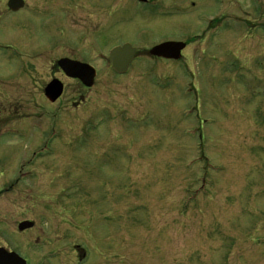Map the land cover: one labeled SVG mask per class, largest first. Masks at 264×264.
<instances>
[{
  "label": "rangeland",
  "instance_id": "374dc122",
  "mask_svg": "<svg viewBox=\"0 0 264 264\" xmlns=\"http://www.w3.org/2000/svg\"><path fill=\"white\" fill-rule=\"evenodd\" d=\"M7 1L0 245L29 264H264V0ZM166 42L179 60L147 57ZM123 43L140 53L120 76L106 57Z\"/></svg>",
  "mask_w": 264,
  "mask_h": 264
},
{
  "label": "water",
  "instance_id": "95a60500",
  "mask_svg": "<svg viewBox=\"0 0 264 264\" xmlns=\"http://www.w3.org/2000/svg\"><path fill=\"white\" fill-rule=\"evenodd\" d=\"M144 2L145 0H138ZM23 7L22 0H8L7 8L11 12H16ZM185 48L182 42H166L153 46L148 50V55L155 58L165 60H178L181 57V51ZM135 56V49L129 44L112 48L107 57V62L113 72L117 75H123ZM56 66L67 77L77 79L85 88H91L94 83L95 70L84 63L71 61L69 59H60L56 62ZM62 93V84L54 79L51 80L43 90V95L50 103H54ZM33 226L32 222H21L17 226L19 232L29 229ZM25 264V262L16 254L7 253L0 249V264Z\"/></svg>",
  "mask_w": 264,
  "mask_h": 264
},
{
  "label": "flooded vegetation",
  "instance_id": "af4514ba",
  "mask_svg": "<svg viewBox=\"0 0 264 264\" xmlns=\"http://www.w3.org/2000/svg\"><path fill=\"white\" fill-rule=\"evenodd\" d=\"M135 2L136 3H138V4H145V3H147V4H149V3H151L150 2V0H145V2H143V3H139V2H137V0H135ZM23 8H24V6H23ZM22 8V9H23ZM21 9V10H22ZM21 10H19V11H21ZM208 20H210L209 22H207L206 23V26H207V28L206 29H209L210 28V26H211V24H212V22H214L213 20H211V19H208ZM209 27V28H208ZM183 43V42H182ZM124 44V43H123ZM121 45V44H120ZM185 48H186V45H185ZM184 48V49H185ZM183 51V50H182ZM182 53V52H181ZM181 57H182V54H181ZM136 58V57H135ZM60 59H62V58H60ZM60 59H58V60H60ZM66 59H68V58H66ZM57 60V61H58ZM69 60H71V59H69ZM56 61V62H57ZM72 61H75V60H72ZM55 66H56V63H55ZM56 68L58 69V71L61 73V75H62V77H64V78H66L65 76H64V74L59 70V68L56 66ZM96 75H97V71H96ZM66 79H68V80H72V81H76L77 83H79L81 86H82V84L80 83V81L79 80H77V79H69V78H66ZM54 80V79H53ZM62 86H63V84H62ZM83 87V86H82ZM84 88V87H83ZM63 90H64V86H63ZM63 90H62V94H63ZM62 96V95H61ZM60 96V97H61ZM59 97V98H60ZM58 98V99H59ZM57 101V100H56ZM9 185V184H8ZM7 185V186H8ZM13 185H14V183H13ZM13 185L11 184V185H9L8 187H6V188H4V189H1L2 188V186L0 187V196H2V195H4V194H6L7 192H9L10 191V189H12V187H13ZM5 187V186H4ZM22 222H30V221H28V220H26V221H22ZM21 223V222H20ZM17 226H18V224H17ZM17 226H16V231H17V233H20V234H23V233H25V232H27L28 230H30V229H33L34 228V224H33V226L31 227V228H29V229H26V230H24V231H21V232H19L18 230H17ZM15 231V232H16ZM41 238H37V240H40ZM27 245L29 246V248H32L33 249V247H35V242H34V240L33 241H31V242H29V239H27ZM0 249H2V250H4L5 252H7V253H13V254H16V255H18L17 253H16V250L14 251V249L11 247V246H9V245H0ZM19 256V255H18ZM83 257V256H82ZM26 260V259H25ZM6 262L9 264V262H10V260L9 259H6ZM26 262H27V264H29V262L26 260Z\"/></svg>",
  "mask_w": 264,
  "mask_h": 264
},
{
  "label": "bare ground",
  "instance_id": "6f19581e",
  "mask_svg": "<svg viewBox=\"0 0 264 264\" xmlns=\"http://www.w3.org/2000/svg\"><path fill=\"white\" fill-rule=\"evenodd\" d=\"M132 64H134V63H131V65H132ZM131 65L129 66V69H130ZM127 74H129V72H128Z\"/></svg>",
  "mask_w": 264,
  "mask_h": 264
}]
</instances>
